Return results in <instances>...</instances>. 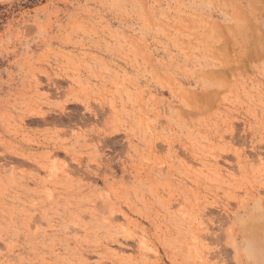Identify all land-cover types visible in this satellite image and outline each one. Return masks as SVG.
Returning <instances> with one entry per match:
<instances>
[{"label": "rangeland", "instance_id": "obj_1", "mask_svg": "<svg viewBox=\"0 0 264 264\" xmlns=\"http://www.w3.org/2000/svg\"><path fill=\"white\" fill-rule=\"evenodd\" d=\"M0 264H264V0H0Z\"/></svg>", "mask_w": 264, "mask_h": 264}]
</instances>
